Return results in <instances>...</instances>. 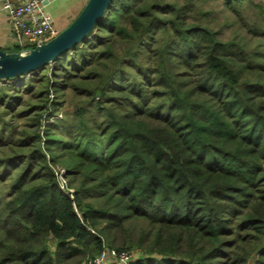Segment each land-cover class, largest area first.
Returning <instances> with one entry per match:
<instances>
[{
	"label": "trees",
	"instance_id": "trees-1",
	"mask_svg": "<svg viewBox=\"0 0 264 264\" xmlns=\"http://www.w3.org/2000/svg\"><path fill=\"white\" fill-rule=\"evenodd\" d=\"M206 1L112 0L46 65L63 116L0 156V264H264V0H223L230 36Z\"/></svg>",
	"mask_w": 264,
	"mask_h": 264
},
{
	"label": "rangeland",
	"instance_id": "rangeland-1",
	"mask_svg": "<svg viewBox=\"0 0 264 264\" xmlns=\"http://www.w3.org/2000/svg\"><path fill=\"white\" fill-rule=\"evenodd\" d=\"M203 7L212 8L214 11L212 16L216 23L222 26L224 36L232 35L234 17L240 13L246 15V13H250L251 9V6L247 5L236 7L224 5L223 0H207ZM45 68L46 66L15 78L0 79V156L12 158L13 171L18 168L20 162L22 164L24 161L23 154L37 143V131L43 130L44 124L47 122L40 114L46 115L51 108L55 112V116L59 118L63 116L62 105L49 106L56 98V94L49 90L45 76L47 69ZM30 79H32V83L25 87V81ZM69 94L64 101L65 106H69V102L72 100ZM77 100L78 97L75 98V102ZM65 110L70 111L71 109ZM57 169L60 170L61 183L64 185L67 182L65 170L60 165L57 166ZM9 176V174H3L0 177V187L2 188L0 189V198L2 200L4 197H8L11 192L7 181ZM136 236L135 233L133 237ZM105 247L113 252H119L116 247L110 248L108 243L105 244ZM131 248L135 251L134 254L144 253L138 246ZM137 256L140 257V255Z\"/></svg>",
	"mask_w": 264,
	"mask_h": 264
},
{
	"label": "water",
	"instance_id": "water-1",
	"mask_svg": "<svg viewBox=\"0 0 264 264\" xmlns=\"http://www.w3.org/2000/svg\"><path fill=\"white\" fill-rule=\"evenodd\" d=\"M112 0H87L73 20L49 40L17 51L0 49V79L36 71L85 40L105 16Z\"/></svg>",
	"mask_w": 264,
	"mask_h": 264
},
{
	"label": "built area",
	"instance_id": "built-area-1",
	"mask_svg": "<svg viewBox=\"0 0 264 264\" xmlns=\"http://www.w3.org/2000/svg\"><path fill=\"white\" fill-rule=\"evenodd\" d=\"M51 0H4L0 12L7 16L8 24L13 33L21 40L25 47L41 44L59 30L55 26L48 4ZM130 249L113 252L104 247L98 254L88 259L89 264H107L110 254L116 257L115 262L109 264H130L137 254Z\"/></svg>",
	"mask_w": 264,
	"mask_h": 264
},
{
	"label": "crops",
	"instance_id": "crops-1",
	"mask_svg": "<svg viewBox=\"0 0 264 264\" xmlns=\"http://www.w3.org/2000/svg\"><path fill=\"white\" fill-rule=\"evenodd\" d=\"M4 0H0V7ZM87 0H51L48 9L51 12L53 21L58 30L65 28L73 18L81 11ZM21 40L14 35L7 16L0 12V49L7 51H17L24 48ZM116 257L110 254L107 264L115 262Z\"/></svg>",
	"mask_w": 264,
	"mask_h": 264
}]
</instances>
